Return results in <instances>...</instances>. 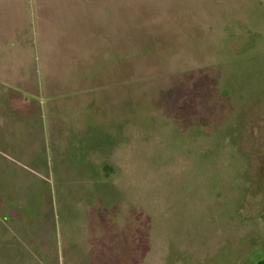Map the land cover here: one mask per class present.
Segmentation results:
<instances>
[{
    "label": "rangeland",
    "instance_id": "obj_1",
    "mask_svg": "<svg viewBox=\"0 0 264 264\" xmlns=\"http://www.w3.org/2000/svg\"><path fill=\"white\" fill-rule=\"evenodd\" d=\"M264 264V0H0V264Z\"/></svg>",
    "mask_w": 264,
    "mask_h": 264
},
{
    "label": "trees",
    "instance_id": "obj_2",
    "mask_svg": "<svg viewBox=\"0 0 264 264\" xmlns=\"http://www.w3.org/2000/svg\"><path fill=\"white\" fill-rule=\"evenodd\" d=\"M261 264V263H260Z\"/></svg>",
    "mask_w": 264,
    "mask_h": 264
}]
</instances>
